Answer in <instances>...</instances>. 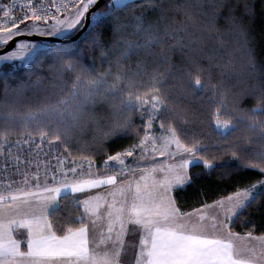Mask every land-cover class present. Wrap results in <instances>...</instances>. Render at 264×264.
Wrapping results in <instances>:
<instances>
[{"label":"snow or ice","instance_id":"obj_1","mask_svg":"<svg viewBox=\"0 0 264 264\" xmlns=\"http://www.w3.org/2000/svg\"><path fill=\"white\" fill-rule=\"evenodd\" d=\"M16 7L0 0V87L12 93L40 85L29 69L44 61L61 83L69 73L72 81L51 104L25 114L27 131L15 124L0 131V155L20 177L0 179V264H128L130 247L132 264H264V225L258 232L250 215L264 212V99L213 80V68L230 67L231 58L217 63L218 48L200 49L187 25L165 26L162 34L145 23L139 10L154 8V0H22L20 14ZM133 12L140 14L131 34L141 39L124 35L106 47L105 25L112 33ZM245 13L254 19V0ZM165 42L195 49L190 62L173 66L165 54L150 67L147 57ZM93 46L99 64L85 62ZM237 50L248 65L264 62L249 24L240 28ZM81 78L93 87L82 92ZM117 97L118 116L94 151L74 148L36 118L51 108L73 109L75 119ZM121 137L128 144L110 151ZM25 145L31 158L22 165ZM55 149L62 151L54 164L39 159ZM249 170L254 175L240 182ZM204 176L233 190L211 200L201 191L198 206L185 208V190ZM69 204L74 211L62 214Z\"/></svg>","mask_w":264,"mask_h":264},{"label":"clouds","instance_id":"obj_2","mask_svg":"<svg viewBox=\"0 0 264 264\" xmlns=\"http://www.w3.org/2000/svg\"><path fill=\"white\" fill-rule=\"evenodd\" d=\"M239 2V0H238ZM157 14L151 17L145 15V23H150L152 27L162 34L165 26L187 25L194 43L203 50L218 48L222 58L217 59V63L223 64L231 58V66L221 70L220 67L213 68V80H223L233 91L255 90L261 99H264V62L257 61L255 65H248L243 62L238 53V40L240 28L245 26L242 18L235 14V8L227 5L230 0H154ZM147 10V9H146ZM140 14L133 12L128 14V18L121 22L116 21L114 31L110 39L105 43L106 47H113L121 43V37L129 35L133 39H141L140 34H131V25L135 23L134 16ZM129 25L122 28L121 24ZM223 42V47H219V42ZM85 62L89 63V57L101 63L97 55L95 46L86 48ZM195 49H180L165 42L160 46H154V51L147 59L150 67L157 66L158 58L161 55H168L173 66H176L182 59L186 66ZM231 54V56H230ZM143 55V53H141ZM136 57L128 62L130 67H134ZM51 61H44L33 65L29 71L31 79L41 78L42 82L36 87H29L19 92L8 93L0 87V131L6 129L9 124H15L17 131H27L22 128L25 114L29 110L41 109L44 104H51L62 92L67 90L68 84L72 81V75L66 74L65 81L61 83L56 79L55 73L49 68ZM25 79H29L26 75ZM15 88V85L12 86ZM77 87L86 92L93 85L81 78ZM116 101L98 102L95 106H90L80 112L74 119L73 109L53 110L37 112V120L40 127L50 132H55L62 140L76 149L83 152H90L100 147L102 132L111 127L118 116L115 104ZM192 103H195L194 101ZM113 105V106H110ZM36 127L35 123L30 125Z\"/></svg>","mask_w":264,"mask_h":264},{"label":"trees","instance_id":"obj_3","mask_svg":"<svg viewBox=\"0 0 264 264\" xmlns=\"http://www.w3.org/2000/svg\"><path fill=\"white\" fill-rule=\"evenodd\" d=\"M251 3V0H230V3L227 5V7L235 8V14L237 16H240L244 23L249 24V31L251 35H254L256 37L258 52L260 56H264V0H254V8H255V15L254 19L250 21V14L245 13V9L247 6ZM139 11H143L148 17L154 16L157 14V9L151 8V9H141ZM2 15V14H0ZM111 23H107L102 29L104 32L105 37L111 36ZM19 75L24 76L23 70H17ZM25 78V77H24ZM139 122V121H138ZM12 139H17L16 137H13ZM128 137H121V138H115L111 142H109V150L114 152L117 150H120L122 147L126 146L129 142ZM58 143V142H57ZM62 151L60 149L53 150L52 154H59V152ZM1 157V155H0ZM40 160H44L42 157H39ZM55 161V160H54ZM6 164V165H5ZM7 163L1 161L0 159V171L3 173H8V167ZM254 173L249 170V172L245 173L243 177L240 178V182H243L244 180L252 177ZM3 176L4 175H0ZM199 187L196 185L191 186L190 188L186 189L184 192V200L185 204L184 207L187 209H190L193 206H198L197 201L199 199L198 194L201 191H204L207 193L206 198L211 200L213 198H216L218 194L226 193L227 191L233 190V184H226L218 179H214L212 176H204L202 180L198 181ZM235 183V182H234ZM74 209L72 208L71 204L67 205L64 208H61L62 214H67L68 212H72ZM251 216L254 217L255 222L257 223V231L259 232L260 226L264 225V212L261 211H255L250 213ZM244 226H247L246 224ZM237 231H242V226L237 225L236 227Z\"/></svg>","mask_w":264,"mask_h":264},{"label":"rangeland","instance_id":"obj_4","mask_svg":"<svg viewBox=\"0 0 264 264\" xmlns=\"http://www.w3.org/2000/svg\"><path fill=\"white\" fill-rule=\"evenodd\" d=\"M12 141L14 142L15 139H12ZM36 142L39 143V139H37ZM40 146H41V148H43V149L45 150V152H48V151H49V150L47 149V147L45 146V144H41ZM27 148H28V145H25L24 148L22 149V151L25 153V155H22V156H21V163H22V165H23V163H24L27 159L31 158V157L27 156V154H26V152H27ZM55 155H56V153H55V154H51V155H44V154H41L40 157H42V158L44 159V161H48V160H50V161L54 164V163H55V161H54V160H55ZM0 159H1V161L5 162V163H7V165H9V166H8L9 169L7 170L8 173H7V172L4 173V174H3L4 177H3V176H0V179H8V178H9V173L11 174V178H12V179H20V177L15 173V170H14V167H13V161L11 160V158H9V159L6 161L5 158H4V156L1 155ZM5 165H6V164H5ZM33 167H34V165H33ZM130 248H131V247H130ZM130 248H128L127 253L124 254V259L128 262V264H130V262H131V260H130V257H131L130 251H131V249H130Z\"/></svg>","mask_w":264,"mask_h":264},{"label":"crops","instance_id":"obj_5","mask_svg":"<svg viewBox=\"0 0 264 264\" xmlns=\"http://www.w3.org/2000/svg\"><path fill=\"white\" fill-rule=\"evenodd\" d=\"M4 2H8V0H4ZM17 14H20V11L19 12H16ZM127 239V238H126ZM131 251H130V254H131V257H130V264H132L133 260L135 259V252H136V249L135 248H130ZM127 253V252H126ZM125 253V254H126Z\"/></svg>","mask_w":264,"mask_h":264},{"label":"built area","instance_id":"obj_6","mask_svg":"<svg viewBox=\"0 0 264 264\" xmlns=\"http://www.w3.org/2000/svg\"><path fill=\"white\" fill-rule=\"evenodd\" d=\"M8 2H10V0H8ZM16 2H17L16 12H19L21 8L22 0H16ZM40 2L41 0H34V3H40ZM48 2H51V0H48Z\"/></svg>","mask_w":264,"mask_h":264},{"label":"water","instance_id":"obj_7","mask_svg":"<svg viewBox=\"0 0 264 264\" xmlns=\"http://www.w3.org/2000/svg\"><path fill=\"white\" fill-rule=\"evenodd\" d=\"M13 47H15V41L10 42L6 50H11Z\"/></svg>","mask_w":264,"mask_h":264}]
</instances>
